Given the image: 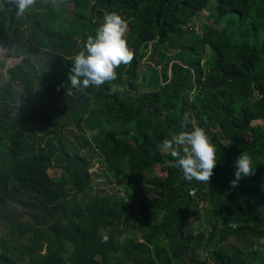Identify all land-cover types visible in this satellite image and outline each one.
<instances>
[{
    "label": "trees",
    "instance_id": "1",
    "mask_svg": "<svg viewBox=\"0 0 264 264\" xmlns=\"http://www.w3.org/2000/svg\"><path fill=\"white\" fill-rule=\"evenodd\" d=\"M204 2L200 32V0L0 11V43L19 58L0 83V264H264V129L253 126L264 125V0ZM109 12L127 22L134 59L75 89L71 60ZM193 125L217 148L207 184L184 180L161 149ZM243 152L255 173L233 187Z\"/></svg>",
    "mask_w": 264,
    "mask_h": 264
},
{
    "label": "clouds",
    "instance_id": "2",
    "mask_svg": "<svg viewBox=\"0 0 264 264\" xmlns=\"http://www.w3.org/2000/svg\"><path fill=\"white\" fill-rule=\"evenodd\" d=\"M61 0H48L53 10L60 7ZM37 4V0H0V11H13L17 18H23ZM127 22L117 12L104 15L103 23L96 29L95 35H89L82 49L72 58L69 75L71 86L75 89L100 87L117 78V69L129 65L134 59V51L129 48L126 34ZM192 123L189 114L182 119L181 128L187 129ZM161 149L169 152L178 161L183 179L208 183L217 164V148L211 142L205 130L193 125L190 130L173 134L161 143ZM252 158L243 152L235 162L233 187L238 181L254 175ZM127 200V197H126ZM107 236L103 238L107 241Z\"/></svg>",
    "mask_w": 264,
    "mask_h": 264
},
{
    "label": "rangeland",
    "instance_id": "3",
    "mask_svg": "<svg viewBox=\"0 0 264 264\" xmlns=\"http://www.w3.org/2000/svg\"><path fill=\"white\" fill-rule=\"evenodd\" d=\"M200 2L202 3V8H203V17L201 18V20L199 22H195L192 25V30L200 32V28L201 25L206 22L207 20H209V18L211 17V15H209L210 12V6L208 7V5L205 4L204 0H200ZM129 33V26L127 24V32L125 35H127ZM12 49V45L11 42L8 41H4L0 43V59L2 61H4V64H0V83L4 82L7 74H6V69L14 64H16L17 62H19V58L16 57H11L8 55L9 51ZM210 55L209 50L204 49V59L206 60L207 57ZM146 64H148V62H146ZM255 129H264V125L261 123H254L253 124ZM71 133L70 135H72L71 137L75 136V132L73 130H70ZM246 137H247V141L249 143L253 142V137L251 136V134H249L248 132L246 133ZM98 155H94V163L95 166L93 168L94 172H95V178L96 181L100 184L99 188H104V166L102 163H100L101 160H98ZM49 175L52 178H57L60 179L62 182H70L71 179V175L64 170H59V169H51L49 171ZM20 210V209H19ZM6 235V229H4L3 227H0V237ZM171 244V242H170Z\"/></svg>",
    "mask_w": 264,
    "mask_h": 264
}]
</instances>
